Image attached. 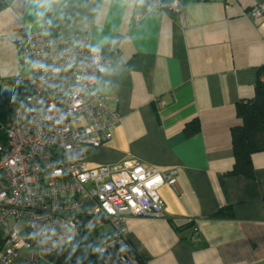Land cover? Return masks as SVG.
<instances>
[{
    "label": "crops",
    "instance_id": "crops-1",
    "mask_svg": "<svg viewBox=\"0 0 264 264\" xmlns=\"http://www.w3.org/2000/svg\"><path fill=\"white\" fill-rule=\"evenodd\" d=\"M180 2L173 15L149 9V0H0V79L10 85L30 73L16 30L49 24L56 36L89 37L117 62L99 91L121 121L86 161L178 173V193L160 190L164 217L126 221L134 264H264V153L251 156L252 178L227 175L230 130L241 123L235 106L253 97L264 69V0ZM193 120L200 130L187 136ZM220 210L229 215L215 217Z\"/></svg>",
    "mask_w": 264,
    "mask_h": 264
},
{
    "label": "built area",
    "instance_id": "built-area-1",
    "mask_svg": "<svg viewBox=\"0 0 264 264\" xmlns=\"http://www.w3.org/2000/svg\"><path fill=\"white\" fill-rule=\"evenodd\" d=\"M165 7L179 14L181 2L149 0V9ZM261 14L255 8L251 17ZM13 42L30 67L29 76L15 82L28 83L31 94L14 107L0 144V264H38L77 237L82 217L93 226L109 223L114 231L95 248L103 264H134L126 221L164 217L160 190L178 193L177 170L86 161V150L109 142L121 121L99 91L117 62L101 56L89 37L19 29Z\"/></svg>",
    "mask_w": 264,
    "mask_h": 264
},
{
    "label": "trees",
    "instance_id": "trees-1",
    "mask_svg": "<svg viewBox=\"0 0 264 264\" xmlns=\"http://www.w3.org/2000/svg\"><path fill=\"white\" fill-rule=\"evenodd\" d=\"M165 11L174 15L166 7ZM53 27L55 26L47 24L44 29L49 35L54 36ZM262 78H264V69L259 74L253 97L241 100L235 106V115L241 123L230 130L234 163L232 169L227 173L229 176L252 178L251 156L256 153H264V80ZM30 94L31 88L26 82L19 84L10 82V85H0V144L5 142L4 130L11 120L14 107L21 99ZM199 130L198 121L193 120L185 127V134L192 136ZM227 211L220 210L214 216L229 215V210ZM79 223L77 237L62 247L49 252L45 258L54 264H103L96 254L95 248L112 238L114 231L111 230L100 236L97 226L89 224L88 217H82ZM192 225V221L187 222L182 226H177V231ZM1 245L2 241L0 240V247ZM132 253L135 262H140V258L134 250Z\"/></svg>",
    "mask_w": 264,
    "mask_h": 264
},
{
    "label": "rangeland",
    "instance_id": "rangeland-1",
    "mask_svg": "<svg viewBox=\"0 0 264 264\" xmlns=\"http://www.w3.org/2000/svg\"><path fill=\"white\" fill-rule=\"evenodd\" d=\"M15 224V222L13 220H11L9 222V227L11 228L13 225ZM18 230L21 232V234L24 232V223L20 222L18 225ZM112 230V227L109 223H102L101 225L97 226V231L99 233L100 236L107 234V232H110Z\"/></svg>",
    "mask_w": 264,
    "mask_h": 264
}]
</instances>
